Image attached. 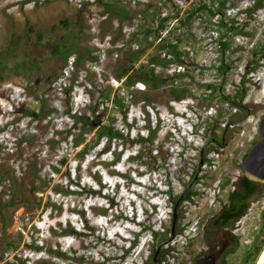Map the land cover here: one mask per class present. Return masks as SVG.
<instances>
[{
    "label": "rangeland",
    "instance_id": "obj_1",
    "mask_svg": "<svg viewBox=\"0 0 264 264\" xmlns=\"http://www.w3.org/2000/svg\"><path fill=\"white\" fill-rule=\"evenodd\" d=\"M110 1L82 0L79 8L69 0H0V205L14 199V206L0 209V264H150L147 261L157 244L168 237L173 204L184 186L191 183L190 190L215 187L212 177L199 172L200 160L225 146L232 181L242 174L240 161L258 139V122L264 114V0L253 15L242 20V44L230 52L233 67L257 73L254 88H231L230 72L214 82L209 97L187 109L190 118H186L180 114L185 107H172L170 91L160 85L144 95L134 94L123 104L124 115L117 104L107 109L101 124L122 135L108 150L101 145L103 139L84 154L82 146L71 148L61 140L69 118L60 113L72 109L88 115V105L99 104L108 89L109 100L114 99L116 73L126 67L123 57L108 59L95 70L92 61L81 59L63 76L67 58L76 57L70 52L72 44L91 48L88 20L93 11L102 9L109 15L100 28L103 36L114 33L119 38L125 26L136 24L137 11L124 6L123 0H112V5L126 7L130 16V20L118 19L120 27L113 30L114 15L105 9ZM256 1L235 0L241 4ZM73 79L69 101L61 89ZM218 87L222 94L236 95V102L247 87L241 105L252 114L243 108L232 113L234 105L226 107ZM41 105L45 116L27 115ZM198 126L201 134L189 137L187 129L195 131ZM96 130L87 141L95 139ZM235 133H242L239 148L232 139ZM193 145L201 148L200 154ZM193 177L200 179V186H195ZM219 188L225 200L231 186L221 183ZM210 200L204 193L193 203L177 205L176 232L180 228L182 232L173 244L177 256L168 254L177 264H191L204 253L215 254L222 245L212 233L205 236L204 246L202 227ZM183 207L186 214L181 219L178 214ZM263 211L264 187L246 215L230 227L237 245L218 264H245ZM148 226L154 234L142 231L129 248L134 231Z\"/></svg>",
    "mask_w": 264,
    "mask_h": 264
},
{
    "label": "built area",
    "instance_id": "obj_2",
    "mask_svg": "<svg viewBox=\"0 0 264 264\" xmlns=\"http://www.w3.org/2000/svg\"><path fill=\"white\" fill-rule=\"evenodd\" d=\"M69 1H73L79 8L82 3V0ZM122 4L137 11V22L134 26H125L119 38L114 33L101 35V25L109 19V15L102 9L92 12L88 26L90 46L95 58L91 62L92 70L99 69L108 59L118 60L123 57L126 61L127 70L117 79V86L112 92V95L122 99L124 103L131 101L136 93L147 92L148 86L136 78L137 73L143 71L161 79V86L168 90L184 88L188 91L185 98L170 103L174 108H186L187 103L194 105L197 100L209 97L214 82L230 72L231 88L238 91L243 86L255 87L257 73L239 65L233 67L230 60L232 49H238L242 44V20L253 15L249 10L254 2L241 4L235 0H123ZM111 27L115 31L119 29L116 17L111 20ZM74 62L73 56L67 58L63 69L64 77L70 74ZM221 67L224 69L222 72ZM127 78L130 79L129 84L125 83ZM246 88L244 87L245 90ZM225 104L226 107L232 106ZM112 106V99L102 105L106 109ZM237 108L234 105L230 111L235 113ZM211 111L212 109L208 115ZM226 124L231 127L234 125ZM200 134L199 129V134L195 137ZM241 136L242 133H235L232 138L238 148L243 145ZM186 142L189 145L192 143L188 139ZM224 147L207 153L205 162L199 168L200 173H205V178L209 176L214 179L215 187L192 189L200 193L191 197L193 201L204 193L211 197L205 215L217 212L225 201L220 196L219 188L221 183L225 184L230 180L227 162L229 154L224 152ZM192 149L200 154L201 148L193 145ZM199 180L195 186H200ZM176 238L177 235L171 241L172 245ZM173 255L177 256V253ZM174 256L156 264H177Z\"/></svg>",
    "mask_w": 264,
    "mask_h": 264
},
{
    "label": "trees",
    "instance_id": "obj_3",
    "mask_svg": "<svg viewBox=\"0 0 264 264\" xmlns=\"http://www.w3.org/2000/svg\"><path fill=\"white\" fill-rule=\"evenodd\" d=\"M120 1V0H119ZM262 0H257L252 8L249 11L256 10L260 7ZM106 10L109 9L111 13L119 19L120 21L123 20H130V16L125 13V10L123 7H118L116 5L107 6L105 8ZM70 52H75V67L78 66V63L81 59L86 61H93L95 58L91 55L92 50L89 47L80 48L76 45V43H73ZM126 67L122 68L121 71L116 73V78L119 79L124 75V72L126 71ZM224 69L221 67L220 71L222 72ZM136 78L138 80H142L150 90L157 89L160 85H162L161 79L157 77H153L149 72L143 71L137 73ZM74 80L70 81V84L68 87L64 86L61 90L64 92V94L68 97L69 101L71 100L72 96V90H73V83ZM126 84L130 83V79L127 78ZM222 88L218 87L217 93L219 95V98L231 105H235L238 108H243L247 114H252V111L248 109V106L241 105L242 98L244 97L245 89H242L243 91H240L241 93L239 95V102L233 101L234 98H237V96H232V98L229 95L222 94ZM170 96L172 100L178 101L182 98H185L188 95V91L184 88L182 89H170ZM105 92V93H104ZM102 92L101 100L99 104H89L88 105V112L81 113L80 111H75L72 109H68L66 111H63L60 113V116H67L69 118V124L64 127L62 134H64V138L61 139L65 141L67 144H70L71 148H77L79 146H82L80 149V153L84 154L87 151L91 150L94 146L98 145L100 140L103 139L101 145L103 146L104 150H108L111 142L115 140L116 138L122 137V135L117 131L114 130L111 126L101 124V118L104 117L107 109L105 107H102L103 102L109 100L110 96V89L107 91ZM145 93H142L144 95ZM143 98H146L143 96ZM113 104H117L118 109L120 112L124 115V112L122 110L123 108V100L115 97L112 99ZM100 108V109H99ZM99 110V111H98ZM55 110H47L48 113L54 112ZM44 107L41 105L39 110L37 112L30 111L27 113L28 116L34 117H40L45 116ZM97 129L96 133L94 135V140L91 138L90 141H87V136L90 134V132L93 129ZM205 162V159L203 163ZM199 166V165H198ZM199 178H194L192 181L198 182ZM33 186H35V181L32 182ZM230 184L231 189L227 194V197L224 201V204L219 208V210L211 215H205L204 217V223H203V231H205V236H209L210 234H214L215 238L218 239L222 244L228 243V247L222 252L220 255V258L217 262L219 263L220 260H223L224 257L232 253L237 245V237L234 234V232L231 230V226L241 220L247 213L248 209L250 208L251 203L255 199L256 195L259 193V191L264 187L263 185L254 183L252 181H249L247 178H245L242 174H239L236 176V178L232 181H227L225 185ZM187 187L184 186L183 190ZM90 193H92L90 191ZM167 194H170L169 191L166 192ZM193 195H200L199 192H194L190 189L186 190L185 193L182 195L181 202H186L187 204L193 203L192 196ZM14 206V199L11 198L7 203L1 204L0 209L3 207H12ZM105 212V211H104ZM186 214V207H183L180 209V213L178 214L179 218H184ZM261 228L259 230V233L256 237V239L253 241L252 246L249 250V252L245 256L244 263L245 264H255L256 260L258 259L259 255L261 254L262 250L264 249V211L261 215ZM138 226H140V223H138ZM142 231H148L151 234H154V230L152 226H148L147 228L143 227L140 228L138 231H134L133 233V239L129 243V248H132L136 240L139 236V234ZM179 233L182 232V228L179 229ZM178 232H176L178 234ZM62 234H74L72 232H66L64 231ZM166 234V233H165ZM163 234V236H165ZM221 247V246H220ZM220 247L218 248V251H220ZM174 246L171 245L168 248H164L161 250L159 256L157 257L156 262H161L162 258H168V254L172 253L174 251ZM128 249L124 250V253H127ZM166 256V257H165ZM152 258H149V262ZM166 259H163L164 261ZM4 264H14V263H4Z\"/></svg>",
    "mask_w": 264,
    "mask_h": 264
},
{
    "label": "water",
    "instance_id": "obj_4",
    "mask_svg": "<svg viewBox=\"0 0 264 264\" xmlns=\"http://www.w3.org/2000/svg\"><path fill=\"white\" fill-rule=\"evenodd\" d=\"M258 139L255 141L246 151L243 159L240 162V168L242 170V175L247 178L249 181L254 183L264 185V114L261 116L258 122V130H257ZM202 165V160L199 162V168ZM191 186V183L187 185V187L183 190L185 192ZM183 192L179 195L177 200L173 204L172 208V218H171V226L167 239L159 242L153 252L150 264H156V256L159 250L170 243L174 237V227L177 220L176 208L179 202L181 201ZM224 247L221 248V250ZM220 252L215 254H202L199 255L196 259H194L191 264H217V259ZM264 264V259L261 262Z\"/></svg>",
    "mask_w": 264,
    "mask_h": 264
},
{
    "label": "clouds",
    "instance_id": "obj_5",
    "mask_svg": "<svg viewBox=\"0 0 264 264\" xmlns=\"http://www.w3.org/2000/svg\"><path fill=\"white\" fill-rule=\"evenodd\" d=\"M190 106V107H189ZM191 106H192V104L191 103H187L186 104V108L183 110V112H180V114H185V117L186 118H190V115L188 114V113H186L187 112V109L188 108H191ZM193 126H195V125H193ZM199 126L198 127H195V131H193L192 130V128H190V129H187V131H188V135H191V136H196V135H198L199 134ZM62 238H70L71 236L70 235H63V236H61ZM57 242H59V241H57Z\"/></svg>",
    "mask_w": 264,
    "mask_h": 264
},
{
    "label": "flooded vegetation",
    "instance_id": "obj_6",
    "mask_svg": "<svg viewBox=\"0 0 264 264\" xmlns=\"http://www.w3.org/2000/svg\"><path fill=\"white\" fill-rule=\"evenodd\" d=\"M255 3V2H254ZM221 138V140H224V136H221L220 137ZM185 192H183V194H184ZM176 213H177V208H176ZM178 228V225H176L175 227H174V232H175V236L177 235V233H176V229ZM202 235H203V238H204V246H205V231H203V229H202ZM228 243H226V244H222L221 245V247H220V251H218V252H220L219 253V256H218V259H217V262H218V260H219V258H220V255L222 254V252L226 249V247H228ZM222 247H224L222 250H221V248ZM205 248V247H204ZM160 252H161V250H159V252H158V254H157V256H156V261H157V257L159 256V254H160ZM217 253V252H216ZM205 254V253H204ZM153 255V254H152ZM149 260V259H148ZM151 261V260H150ZM147 262H149V261H147ZM150 263V262H149Z\"/></svg>",
    "mask_w": 264,
    "mask_h": 264
},
{
    "label": "crops",
    "instance_id": "obj_7",
    "mask_svg": "<svg viewBox=\"0 0 264 264\" xmlns=\"http://www.w3.org/2000/svg\"><path fill=\"white\" fill-rule=\"evenodd\" d=\"M107 6H112V0L110 2L107 3ZM120 7V6H119ZM125 10V13L128 15L129 10L126 7H123Z\"/></svg>",
    "mask_w": 264,
    "mask_h": 264
},
{
    "label": "bare ground",
    "instance_id": "obj_8",
    "mask_svg": "<svg viewBox=\"0 0 264 264\" xmlns=\"http://www.w3.org/2000/svg\"><path fill=\"white\" fill-rule=\"evenodd\" d=\"M263 259H264V252L262 253V255H261V257H260V259H259V261H258V264H261V262L263 261Z\"/></svg>",
    "mask_w": 264,
    "mask_h": 264
}]
</instances>
